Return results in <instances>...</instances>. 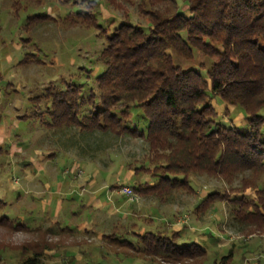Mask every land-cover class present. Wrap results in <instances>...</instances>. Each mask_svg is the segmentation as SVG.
<instances>
[{
    "label": "trees",
    "instance_id": "1",
    "mask_svg": "<svg viewBox=\"0 0 264 264\" xmlns=\"http://www.w3.org/2000/svg\"><path fill=\"white\" fill-rule=\"evenodd\" d=\"M25 1L11 0V8L18 10L22 2L27 11L33 1L34 6L41 4V0H31L28 5ZM180 1L187 15L177 0H151L150 7L139 12L147 17L146 28L122 21L110 35L92 10L70 11L60 17L62 23L104 30L106 46L91 77L94 87L85 83L48 86L30 99L33 107L44 99V110L33 115H46L44 125L48 128L75 127L142 139L148 145L147 157L127 167L133 171L134 182L123 185L122 181L112 189L128 186L135 196L164 201L176 190L195 195V176L218 177L229 184L238 180L237 187L223 194L208 192L195 208L205 211L213 202L226 200L233 205L236 223L249 226L248 236L264 235V0ZM45 20L54 19L30 16L24 29L28 32ZM29 40L22 42L28 44ZM196 51L204 62L197 68L183 67L181 60H191ZM37 61L35 53L25 54L20 64ZM213 101L223 103L225 115L239 112L246 130L221 123ZM142 117L147 124L140 129ZM7 151L0 149L1 153ZM142 175L147 178L136 180ZM247 188L254 192L253 197L244 196ZM4 213L0 212V222L25 229ZM150 216L148 228L140 225L144 219L128 226L131 232L111 228L110 233L101 235V247L125 263H208L207 249L197 243H178L187 225L179 231L171 229V224L158 229ZM56 224L58 231H73L66 223ZM49 230L52 228L44 231ZM61 245V239L29 241L20 246L25 257L14 263L44 264L45 252L53 251L61 256L62 264H82L71 251L61 254ZM76 254L89 256L82 250ZM233 256L231 245L225 257L211 264H231ZM11 259L16 257L0 250V264Z\"/></svg>",
    "mask_w": 264,
    "mask_h": 264
},
{
    "label": "rangeland",
    "instance_id": "2",
    "mask_svg": "<svg viewBox=\"0 0 264 264\" xmlns=\"http://www.w3.org/2000/svg\"><path fill=\"white\" fill-rule=\"evenodd\" d=\"M27 1L25 5L32 2ZM150 2L41 0L40 6H34L33 1V6L24 11L22 2L16 10V6L11 8V0H0V127L8 131L6 136H0V148L14 154L9 156V153L0 152V212H5L4 215L14 223L27 229H13L10 224L0 222V250L16 257L8 264H15L14 261L25 257L21 253V245L42 237L50 242L61 239V254L64 250L71 251L75 253L76 262L82 264H153L143 260L125 263L121 257L113 256L108 248L101 247L102 234L110 233L113 227L119 232L125 229L131 232L128 226L139 222L138 216L146 217L140 225L148 228L147 220L150 218L147 213L152 215L158 229H164L165 224H171L173 230L187 225L178 243H197L207 249L206 264L225 257L231 245L234 254L231 264H264V235L248 236L249 226L236 223L231 203L216 201L210 208L207 205L209 209L205 211L195 208L208 192L223 194L230 187H237L238 180L229 184L218 177L195 176V195L176 190L164 201L136 196V200L130 202V198L119 193L120 188L112 189V185H119L122 181L134 182L133 171L127 167L147 157L148 145L142 139L80 131L75 127L48 128L44 125L48 121L46 115L42 118L33 115L44 110V99L38 107H33L30 99L41 95L48 86L53 88L55 84L63 88L70 83H85L87 87H94L91 77L97 72L99 53L106 46L104 30L62 23L60 17L70 11L92 10L98 24L110 35L112 28L122 21L146 28L147 17L139 12L148 9ZM177 3L187 15L181 1L177 0ZM44 15L54 20L37 22L26 32L24 27L28 17ZM28 38L30 42L24 44L22 40ZM33 53L38 60L36 63L20 64L25 54ZM203 60L196 51L191 60L182 59L181 64L197 68ZM213 105L221 116L218 119L221 123L238 127L240 131L246 130L239 112L225 115L222 102L213 101ZM25 116L28 117L23 121L18 119ZM141 121L140 129L147 124L144 117ZM19 146L22 151L15 154L14 149ZM30 161V164H25ZM139 177L136 180L147 178ZM59 183L61 193L55 188ZM48 185L49 188L45 189ZM243 194L249 198L254 196L248 188ZM92 195L107 205L101 208L103 211L100 209L101 213L98 209L84 207L85 198ZM50 198L52 203H48ZM55 198L61 201L59 209ZM1 201L6 203L3 205ZM117 201L122 202L126 209L112 208L107 212ZM57 221L59 226L66 223L73 231H58ZM47 228L52 230L44 231ZM79 250L89 253V256L85 258L86 255L76 254ZM45 253L44 264H62L61 256H55L53 251Z\"/></svg>",
    "mask_w": 264,
    "mask_h": 264
},
{
    "label": "crops",
    "instance_id": "3",
    "mask_svg": "<svg viewBox=\"0 0 264 264\" xmlns=\"http://www.w3.org/2000/svg\"><path fill=\"white\" fill-rule=\"evenodd\" d=\"M5 134V136H6V134H8V131H4V129L2 128V127H0V136H3ZM4 136V137H5ZM3 137V138H4ZM2 138H0V140H1ZM13 145H11L10 147H12ZM16 148H18L17 150L16 149H14L15 150V154H20L19 152H21L22 151V147L21 146H19V147H16ZM1 149V148H0ZM12 150H13V147L11 148ZM3 150V149H2ZM5 150V149H4ZM7 150V149H6ZM7 154L9 153V151H7L6 152ZM5 153V154H6ZM49 154V153H48ZM12 155H14L13 153H12V151H10V153H9V156H12ZM31 163V161L30 162H26L25 164L26 165H28V164H30ZM24 168V167H23ZM28 172H30V171H28ZM28 172H26L25 174H28ZM29 175V174H28ZM28 182H30L31 181V179L28 177ZM92 180V179H91ZM123 185L125 184V185H127L128 183L127 182H124L123 181V183H122ZM49 188V185L48 186H46L45 187V189H48ZM56 188V191H60L59 193H61V191H62V187H61V184L59 183V185L58 186H56L55 187ZM0 192H2V191H0ZM97 192V190L96 191H94V193L93 194H95ZM51 199L52 198H50V200H49V202L48 203H52V201H51ZM87 199V200H86ZM55 202L57 203H55L56 204V206L58 207V209H59V206H60V204H61V201L58 199V198H55ZM115 203V206H110L109 207V209L107 210V212L110 210V209H114L115 210V208H119V210H121V208H123V203L122 202H119V201H117V202H114ZM121 204V205H120ZM126 206H128L127 204H125ZM84 207H89V208H95V209H98L99 211L98 212H100L101 213V208H104V207H107V205H105V204H102L98 199H96V198H94L93 197V195L91 196V197H88V198H85V202H84ZM132 207V206H131ZM101 209V210H100ZM123 209H126V207L124 206V208ZM129 210V209H128ZM132 210H133V208H132ZM132 210H129L130 212L132 211ZM103 211V210H102ZM127 210H125V212H126ZM148 214V216H149V218L151 217L150 216V214L149 213H147ZM127 216V215H126ZM138 218L139 219H145L146 217L145 216H138ZM91 222H94V221H91ZM180 230V227H178L177 229H174V231H179Z\"/></svg>",
    "mask_w": 264,
    "mask_h": 264
},
{
    "label": "built area",
    "instance_id": "4",
    "mask_svg": "<svg viewBox=\"0 0 264 264\" xmlns=\"http://www.w3.org/2000/svg\"><path fill=\"white\" fill-rule=\"evenodd\" d=\"M119 193L125 195L127 198H130L131 201H135L137 198L135 195L132 194V192L128 186H123L120 189Z\"/></svg>",
    "mask_w": 264,
    "mask_h": 264
}]
</instances>
